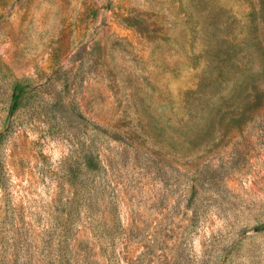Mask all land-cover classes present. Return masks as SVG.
Instances as JSON below:
<instances>
[{
    "label": "rangeland",
    "instance_id": "1",
    "mask_svg": "<svg viewBox=\"0 0 264 264\" xmlns=\"http://www.w3.org/2000/svg\"><path fill=\"white\" fill-rule=\"evenodd\" d=\"M0 264H264V0H0Z\"/></svg>",
    "mask_w": 264,
    "mask_h": 264
}]
</instances>
